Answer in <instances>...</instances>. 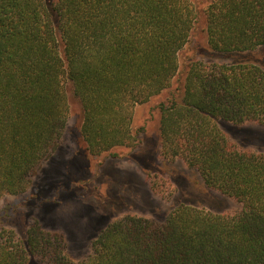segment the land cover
Instances as JSON below:
<instances>
[{
  "label": "trees",
  "instance_id": "trees-1",
  "mask_svg": "<svg viewBox=\"0 0 264 264\" xmlns=\"http://www.w3.org/2000/svg\"><path fill=\"white\" fill-rule=\"evenodd\" d=\"M202 14L192 0H0V200L27 193L60 145L68 81L88 157L134 147V109L168 92L158 106L161 155L242 205L218 214L181 204L160 223L125 217L77 264H264V153L240 151L219 127H264V69L180 63L200 22L213 52L263 47L264 0H210ZM62 247L35 223L22 238L3 228L0 264H76Z\"/></svg>",
  "mask_w": 264,
  "mask_h": 264
},
{
  "label": "rangeland",
  "instance_id": "rangeland-1",
  "mask_svg": "<svg viewBox=\"0 0 264 264\" xmlns=\"http://www.w3.org/2000/svg\"><path fill=\"white\" fill-rule=\"evenodd\" d=\"M192 1L203 16L210 0ZM194 58L215 65L254 63L264 69V46L243 53L213 52L200 22L181 52L180 63ZM65 88L69 116L61 143L32 177L27 193L0 200V232L11 229L22 238L35 223L44 233L58 234L63 254L77 264L92 255L93 243L102 231L125 217L160 223L181 204L218 214H235L242 209L233 198L207 187L200 174L182 159L169 161L161 155L158 106L168 98V92L134 109V147H119L94 158L88 157L83 144L82 104L70 82L65 81ZM219 127L240 151L264 153L263 126L219 122ZM28 264L48 261L32 259Z\"/></svg>",
  "mask_w": 264,
  "mask_h": 264
}]
</instances>
